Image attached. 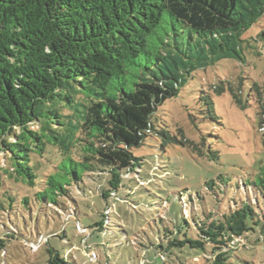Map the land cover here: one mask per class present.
Returning a JSON list of instances; mask_svg holds the SVG:
<instances>
[{
    "label": "trees",
    "instance_id": "trees-1",
    "mask_svg": "<svg viewBox=\"0 0 264 264\" xmlns=\"http://www.w3.org/2000/svg\"><path fill=\"white\" fill-rule=\"evenodd\" d=\"M263 16L264 0H0V188L9 207L10 188L26 186L59 214L66 210L60 201L72 200L71 187L85 194L87 179L104 202L92 231L109 234L114 201L126 203L118 196L122 178L141 166L133 150L153 135L162 149L194 145L156 129L158 108L197 70L225 60L245 64L241 33ZM197 103L202 120L217 123L213 99L199 96ZM199 144L193 149L203 158L219 159L203 133ZM230 186L223 175L206 183L216 198ZM235 187L245 199H229L225 210L204 208L192 225L185 220V229L164 236L166 246H158L164 263L174 249H189L199 252L195 264H229L234 251L247 248L250 225L264 228L258 202L264 201V165ZM178 200L185 208L183 197ZM76 215L70 210L66 218ZM76 230L88 233L80 224ZM59 234L38 235L25 246L39 250ZM13 238L0 237V248ZM47 256L46 264H75L69 250L61 256L48 248Z\"/></svg>",
    "mask_w": 264,
    "mask_h": 264
},
{
    "label": "rangeland",
    "instance_id": "rangeland-1",
    "mask_svg": "<svg viewBox=\"0 0 264 264\" xmlns=\"http://www.w3.org/2000/svg\"><path fill=\"white\" fill-rule=\"evenodd\" d=\"M263 31L264 16L241 33L247 57L245 64L225 60L197 70L179 95L167 100L155 113L153 122L157 130H168L181 141H184L183 136L193 142L197 150L201 149L200 134H205L212 147L219 151L217 161L203 158L194 151V145H189V150L180 145L162 149L160 137L152 133L140 148L133 150V155L141 159V166L137 172L122 178L118 196L126 203L114 201V210L109 215L110 233L102 236L92 231L94 224L101 220L99 212L104 206L102 198L93 194L97 183L86 179L85 194L71 187L72 200L60 201L67 211L59 214L35 201L36 190L26 186L10 188L14 196L10 208L0 188V202L5 207V212L0 210V237L14 234V238L4 240V248H0V264H46L48 248L57 250L61 256L69 250L70 260L72 257L75 264H141L142 261L145 264H195L192 259L198 251L174 249L164 256V263L158 246H166L165 235L169 236L181 226L185 229V220L192 225L204 208L225 210L229 199H245L243 190L236 189V182L244 180L248 184L264 165V114L261 110L264 106V38L260 37ZM231 93L237 96L243 108L236 104ZM205 95L213 99L219 118L217 123L202 120L197 98ZM220 175L228 178L231 186L216 198L206 189V183ZM179 196L185 200V208ZM23 197L28 198V204L23 202ZM258 202L264 212V201L259 199ZM70 210L77 215L67 219ZM256 211L259 213L257 208ZM77 224L86 228V236L77 232ZM250 226L254 232L245 234L247 248L234 251L229 264H264L263 225ZM55 232H60L59 237H50L39 250L35 245L31 250L25 246L37 242L38 235L44 237ZM84 239L91 249L84 246ZM91 251L97 255L94 262L89 261ZM201 262L197 264H204Z\"/></svg>",
    "mask_w": 264,
    "mask_h": 264
},
{
    "label": "built area",
    "instance_id": "built-area-1",
    "mask_svg": "<svg viewBox=\"0 0 264 264\" xmlns=\"http://www.w3.org/2000/svg\"><path fill=\"white\" fill-rule=\"evenodd\" d=\"M96 254L94 253V252H91V256L89 257V261L90 262H94V261H96Z\"/></svg>",
    "mask_w": 264,
    "mask_h": 264
}]
</instances>
